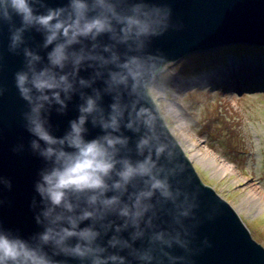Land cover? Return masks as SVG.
<instances>
[{
	"label": "water",
	"instance_id": "95a60500",
	"mask_svg": "<svg viewBox=\"0 0 264 264\" xmlns=\"http://www.w3.org/2000/svg\"><path fill=\"white\" fill-rule=\"evenodd\" d=\"M147 2L156 5L167 4L172 10L170 23L182 24V29L176 31L170 27L163 36L151 38L148 47L143 51H136L134 45L129 49L124 44H117L107 34L97 37L96 40L82 38L80 44L73 45L69 51H80L82 48L85 54L102 56L105 60H110L112 52H116L121 60L126 56H143L146 53L160 55L163 59L152 60L144 65L140 70L135 92L132 91L131 80L127 86L118 85L108 90L106 82L109 79V71L115 70L113 64H102L100 60L83 61L77 69L76 76H69L75 91L71 94V99L66 101V110L63 114L58 113L56 111L58 105L51 109L48 117L50 132L53 136L62 137L69 130V121L79 116L78 106L84 103L81 94L86 98L99 92L101 98L97 103L103 110L105 119L110 113V105L118 97L124 108V115L120 120V131L112 134L129 138L127 146L117 145L119 157H130L133 161L142 159L143 157L137 154L136 143L141 136H150L153 146L159 144L165 146L158 166L164 167L172 189H179L182 195L174 204L164 200L159 193L154 194L146 201L153 207L140 219L138 228L133 227L130 222L125 226L127 218L120 216L118 212L124 204L131 206L132 200L129 196L144 187L143 181L137 178L124 194L117 191L106 193L109 197L120 196L121 203L115 206V210L106 212L102 219L85 220L79 224V228L93 227L99 232L95 243L106 249L103 255L115 254L125 257V264H169L168 258L160 251L162 246L152 240L156 233L161 232L171 235L179 233L182 239L190 240L187 251L175 244L171 248L164 247V252L183 258L177 260L175 264H264V248L251 237L248 228L230 205L201 182L189 158L169 132L154 101L146 91V85L158 73V69L191 52L210 50L220 44L232 42L264 44V0H147ZM67 3L68 0H35L33 7L39 14H46L48 7H61ZM122 7L124 6L118 5V9ZM12 24L19 27V17L13 16ZM9 35V24L0 22V87L6 89L0 96V181L9 180L12 185L11 189H8L0 182V230L29 240L34 246L43 247L44 251L60 264H90V259L79 260L63 254L54 256L53 253L57 251L55 247L51 243L42 245L39 241V234L48 226V221L42 216L45 204L35 191V184L40 179V171L46 168L47 164L30 148L33 137L26 131L21 116V113L27 110L26 104L19 97L13 79V74L22 68L24 58L22 54L9 53ZM24 40L25 46L41 57H46L47 51L50 50L41 47L42 31L30 29L24 33ZM93 45L96 47L93 48ZM105 46H112L111 50L104 51ZM42 63H46V59ZM72 70L71 62L62 71L57 69L60 74L71 73ZM80 79L88 81V86L80 85ZM140 108L150 110L153 126L149 130L141 121H136L134 127H138L139 131L133 132L125 125L129 121V112L135 117V111ZM145 118L147 117L142 119ZM91 119L92 117H89L85 124L87 129L85 138L89 140L105 134L98 124L93 126ZM20 145H23V149L14 151ZM184 193L189 195L190 201L194 197L198 205L193 210L195 219L179 216L180 208L176 205L184 201ZM84 200V197L79 201L73 200L78 207L74 213L66 215H79L82 209L91 211L92 207L86 205ZM37 216L40 217L39 224L36 222ZM60 226L66 227V221L60 222ZM137 231L142 232V235L133 240L132 236ZM185 232L188 233L187 236ZM113 236L126 241L130 247L122 248L120 245L110 247L108 241ZM205 239L210 242L211 247L204 245ZM76 242V239L72 238L68 244ZM146 250H150L153 259L151 261L137 259V252Z\"/></svg>",
	"mask_w": 264,
	"mask_h": 264
},
{
	"label": "clouds",
	"instance_id": "9594fccd",
	"mask_svg": "<svg viewBox=\"0 0 264 264\" xmlns=\"http://www.w3.org/2000/svg\"><path fill=\"white\" fill-rule=\"evenodd\" d=\"M34 2L35 0H0V22L9 24V53L22 54L24 58L22 68L13 74L14 86L26 104L27 110L21 116L26 131L33 137L30 148L47 164L40 171V179L35 184V191L45 204L42 216L48 221V226L39 234V241L42 245L51 243L57 250L53 253L54 256L63 254L79 260L90 259V264H125V257L115 254L104 256L106 249L95 243L99 232L91 226L79 228V224L85 220L102 219L106 212L115 210V206L121 203L120 196L109 197L106 193L117 191L124 194L137 178L143 181L144 187L129 196L131 206L124 204L118 212L120 216L127 218L125 226L130 222L133 227L138 228L140 219L153 207L146 201L156 193L164 200L176 204L182 193L179 189H172L168 173L163 166H158L165 146H153L151 137L145 135L136 143L137 154L142 159L133 161L130 157H119L117 145L127 146L129 138L112 133L120 131L124 108L117 97L110 105V113L105 119L103 110L97 103L101 98L99 92L86 98L81 94L84 103L78 106L80 114L75 120L69 121V130L62 137L51 134L48 117L54 105L59 106L56 111L60 114L66 110V101L71 99V94L75 91L69 76H76L83 61L100 60L102 64H113L115 70L109 71L106 82L108 90L118 85L127 86L131 80L132 91L135 92L136 82L144 65L152 60L163 59L160 55L146 53L143 56H126L121 60L116 52H112L110 60H105L102 56L85 54L82 48L80 51H69L73 45L80 44L82 38L96 40L107 34L117 44H124L129 49L134 45L136 51H143L151 38L163 36L170 27L180 31L183 25L170 23L172 10L167 4L156 5L147 0H68L65 6L48 7L46 14H39L33 7ZM118 5L124 7L118 9ZM13 16L19 17V27L12 24ZM30 29L42 31L41 47L50 49L46 57H41L25 46L24 33ZM111 47L105 46L104 51H110ZM45 59L46 63H42ZM69 62L72 72L60 74L57 69L62 71ZM79 84L88 86L89 82L80 79ZM5 91V88L0 87V96ZM89 117H92L93 126L98 124L105 132L104 135L91 140L85 138V124ZM143 117L147 118L142 119ZM136 121H141L145 128L151 130L153 117L150 110L140 108L135 111V117L129 112V121L125 127L138 132L139 128L134 127ZM22 149L23 145H20L14 151ZM0 182L11 189V181ZM183 195L184 201L176 205L180 208L179 216L195 219L193 210L198 207L195 198L192 197L190 201L187 193ZM82 197L92 210L82 209L79 215H66L74 213L78 207L73 200L79 201ZM62 221H66V227L60 226ZM36 222H41L39 216L36 217ZM141 235L142 232L137 231L132 239ZM187 235L185 232V236ZM72 238L77 242L70 245L68 241ZM152 240L162 246L160 251L168 258L169 264H175L183 258L164 252V247L171 248L175 244L187 251L190 244V240L182 239L179 233H156ZM203 243L206 247H211L207 239ZM108 245L130 247L126 241L115 236L108 241ZM137 259L151 261L153 257L150 250H146L137 252ZM0 264L60 262L50 257L43 247L34 246L29 240L0 230Z\"/></svg>",
	"mask_w": 264,
	"mask_h": 264
},
{
	"label": "rangeland",
	"instance_id": "374dc122",
	"mask_svg": "<svg viewBox=\"0 0 264 264\" xmlns=\"http://www.w3.org/2000/svg\"><path fill=\"white\" fill-rule=\"evenodd\" d=\"M146 89L201 182L264 248V44L191 52L166 63Z\"/></svg>",
	"mask_w": 264,
	"mask_h": 264
},
{
	"label": "bare ground",
	"instance_id": "6f19581e",
	"mask_svg": "<svg viewBox=\"0 0 264 264\" xmlns=\"http://www.w3.org/2000/svg\"><path fill=\"white\" fill-rule=\"evenodd\" d=\"M231 66L233 67V68L231 69V71H234L235 69L238 68L239 65H234V66L231 65ZM231 71H230V72H231ZM169 108H170V111H171V109L173 108V105H171V107H169ZM172 111H173V110H172ZM173 112H174V111H173Z\"/></svg>",
	"mask_w": 264,
	"mask_h": 264
},
{
	"label": "trees",
	"instance_id": "16d2710c",
	"mask_svg": "<svg viewBox=\"0 0 264 264\" xmlns=\"http://www.w3.org/2000/svg\"><path fill=\"white\" fill-rule=\"evenodd\" d=\"M255 45H260V44H252V46H255ZM159 70H161V69H158V72H159Z\"/></svg>",
	"mask_w": 264,
	"mask_h": 264
}]
</instances>
